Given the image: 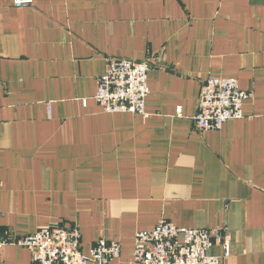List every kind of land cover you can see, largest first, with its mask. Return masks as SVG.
Returning <instances> with one entry per match:
<instances>
[{
  "label": "crops",
  "instance_id": "1",
  "mask_svg": "<svg viewBox=\"0 0 264 264\" xmlns=\"http://www.w3.org/2000/svg\"><path fill=\"white\" fill-rule=\"evenodd\" d=\"M14 1L0 0V241L76 227L86 256L113 241V264H134L137 235L167 221L225 230L223 264H264V0ZM118 58L153 63L145 115L94 99ZM211 76L251 98L202 132ZM0 256L33 264L21 246Z\"/></svg>",
  "mask_w": 264,
  "mask_h": 264
},
{
  "label": "built area",
  "instance_id": "2",
  "mask_svg": "<svg viewBox=\"0 0 264 264\" xmlns=\"http://www.w3.org/2000/svg\"><path fill=\"white\" fill-rule=\"evenodd\" d=\"M33 0H15V7L31 6ZM150 61L110 59L106 74L97 81L94 97L107 114L145 115L150 94ZM198 112L193 121L202 132L220 131L229 121L244 117V102L251 95L243 91L234 78L208 77L202 85ZM86 105V100L84 101ZM181 113V110L178 111ZM81 234L76 227L56 225L12 242L0 241V255L7 245L31 251L33 264H113L121 258V244L99 241L88 255L82 251ZM221 245L224 258L230 255L225 230L187 229L162 221L149 232H140L135 240L134 264H223L210 254ZM0 256V263H1Z\"/></svg>",
  "mask_w": 264,
  "mask_h": 264
}]
</instances>
